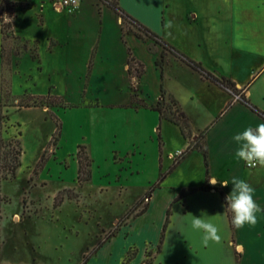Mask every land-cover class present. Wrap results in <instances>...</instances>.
<instances>
[{
    "label": "rangeland",
    "instance_id": "obj_1",
    "mask_svg": "<svg viewBox=\"0 0 264 264\" xmlns=\"http://www.w3.org/2000/svg\"><path fill=\"white\" fill-rule=\"evenodd\" d=\"M46 1L47 4L42 8L40 0H29V7L24 9L15 8L13 30L17 38L4 43L8 64L0 60L1 84H6L11 92L6 105L16 103L23 93L46 95L51 88L52 93L61 96L65 103L77 104L80 101V82L66 77L67 51L62 53L58 48L52 53L49 51L52 39L62 38L72 42L69 36L71 32L62 27L68 22L69 14L75 11L62 9L63 13H57L54 2L59 0ZM17 2L23 4L26 0ZM123 24V33L133 31L131 24L125 21ZM71 48L72 52L81 54L74 43ZM36 52L38 57L33 60L31 54ZM256 75L257 72L253 77ZM155 77L149 70L146 75L149 92L156 90L157 84L158 88L160 86L159 75ZM161 79L162 84H177L172 79L166 80L164 76ZM123 86L95 84L93 93L100 104L119 105L128 100ZM133 87L136 89L135 84ZM86 94L85 98H88V91ZM34 108L40 109L7 108L10 122L14 126L19 125L11 129V133H22L23 155L15 178L1 184L4 202L0 221V264H89L90 261L95 264H122L128 246L134 245L143 252L146 243L159 239L160 230L154 228L159 217L158 209H155L150 220V224L154 223L152 227L145 226L149 219L136 221L127 229V237L126 233L121 232L104 251L99 254L98 250L95 251L108 234L123 225L125 215L137 202L140 205L136 212L148 203L145 194L158 176L156 157L160 135V129L158 133L151 128L154 122L152 116L147 113L138 116L117 114L99 121L85 113L55 111L57 107ZM41 108H46L45 112ZM53 115L59 118L62 127L57 149L53 145L47 148L49 141L55 139L52 136L55 131ZM99 123L101 127L108 126L113 134L101 139L95 128ZM132 139L136 143L134 148H131ZM78 145H85L96 160L93 178L82 185L76 182L77 167L72 160ZM44 150H47L45 158L48 161L37 170ZM165 156L163 160H166ZM193 164L191 180L187 181L188 175L181 172L170 177L166 184H170V187L187 183L198 185L202 181H198L199 175H196L200 162L195 161ZM236 175L240 177L239 173ZM246 176L249 184L244 194L233 186V181L222 185L231 198L241 203V206L234 208L233 216L236 222L241 223L238 236H243L242 250L236 249V243L231 242V236L236 234H233L229 225L226 226L228 220L222 208L219 209L214 231L209 230L211 235L200 228V232L206 233L203 236H218L219 242L208 246L206 250L201 247L195 249V253L191 254L184 249H176L172 253L169 250L163 258L165 262L264 264V233L254 228L260 221L264 222V215L255 216L249 210L250 203L263 204V201L255 197L256 176L251 175L249 170ZM263 180L264 176L260 185ZM56 198L63 200L58 207H54ZM204 200L212 202L210 197ZM15 217L18 219L15 220ZM172 246L175 247L171 244L170 248ZM145 248L149 257L147 259L145 253L141 264L145 260H148V264H154L156 248L150 249L149 245ZM141 256L136 258V264L140 263Z\"/></svg>",
    "mask_w": 264,
    "mask_h": 264
},
{
    "label": "crops",
    "instance_id": "obj_2",
    "mask_svg": "<svg viewBox=\"0 0 264 264\" xmlns=\"http://www.w3.org/2000/svg\"><path fill=\"white\" fill-rule=\"evenodd\" d=\"M116 1L126 15L156 34L161 41L172 46L190 60L199 63L205 71L212 73L215 77H225L234 83L238 90H242L241 92L250 104L264 113V0ZM78 2V8L74 14H69L68 22L62 28L71 32L72 35H69L71 41L81 54L72 52L73 43L62 38L61 40L52 39L49 42V51L52 53L57 48L62 53L67 51L69 58L65 69L66 77L77 79L80 82L82 87L80 101L77 104H71L78 106L73 109L52 108L63 113L66 111L85 113L99 121L117 114L138 116L147 113L154 119L151 128L159 133V129H156L159 123L158 114L143 107L135 109L131 105L130 84H135L138 99L142 100L146 106H154L160 100L158 84L156 90L149 92L146 75L150 70L154 76L159 75V85L164 86L166 93L177 101L179 108L186 114L192 140L204 134L199 144L207 151L208 183L211 187V189H204L207 183L202 150L190 151L167 174L160 188L148 197L145 213L129 221L128 225L122 227L98 249L97 253L109 247L121 232L126 233L127 237V229H130L131 224L136 221L149 219L145 226L152 227L154 223L150 224V220H152L155 209H158L159 217L154 228L160 230V235L167 211L170 215L161 249L153 256L154 264H179V261L168 263L163 260L169 250L172 253L176 249H184L188 254L195 253L194 250L200 247L206 250L208 246L219 242L218 236L211 238L207 235L203 236L206 233L211 235L210 229L214 231L219 209L223 208L225 218L228 220L220 192L224 194L229 203L234 204V208L241 206V203L230 197L228 191L223 190L222 185L233 181V186L244 194L249 184L246 176L248 170L251 175L256 176L255 197L263 201V204L250 203L249 210L255 216L264 215V186H262L264 180L260 185L261 178L264 176V119L238 102L236 97L233 98L229 93L205 80L199 73L164 51L162 46L153 40L147 37H137L135 28L132 32L123 33V19L102 2L98 0H78ZM40 4L42 8L47 1L40 0ZM56 12L63 13V10ZM128 49L135 60L144 66V73L140 79H130L128 75ZM156 61H161V65L157 66ZM89 65L90 73L87 76ZM255 72L257 75L253 77ZM163 76L165 79L176 81L177 84H162ZM95 84H124L123 88L128 100L119 105L104 102L100 104L95 98L96 94L93 93ZM48 91L51 94L54 93H52V88ZM87 91L90 95L85 98ZM96 100L98 106H94L95 103L91 104ZM231 101H233L231 107L216 120ZM41 109L44 112L46 110V108ZM99 124L95 128L101 139L113 134L108 126L102 125L101 127V123ZM159 125L162 158L160 170L158 152L156 157L158 176L160 172L169 170L176 154L183 152L189 144L174 124L162 120ZM136 129L137 126L134 131ZM131 144V148H134L136 144L134 139ZM252 147L259 148L262 157L259 166L250 170L244 167L243 161L246 151ZM87 152L93 161L91 168L93 178L96 160L90 151ZM164 155H166V160H163ZM72 157L77 167V161L74 156ZM195 161L200 162L199 172L196 175H199L198 181H202L198 185L187 183L170 187V184H166L170 177L180 175L181 172L183 175H188L187 181L191 180ZM235 172L240 174L239 178ZM181 193L186 194L182 199L177 200ZM206 197H210L212 202H206L204 200ZM235 224L234 230H231L229 226L233 234H236V236H231V242L236 243V249L242 250L243 236L241 234L238 236L241 223L235 220ZM228 225L229 222L226 223V226ZM200 228L206 233L200 232ZM254 228L255 231L264 233V222L260 221ZM159 240L160 236L159 239L150 241L145 246L149 245L150 249L156 248ZM171 244L175 247L170 248ZM131 246H128V249ZM145 246L143 252L137 248V256L130 264H136V258L141 255L139 264L142 263L145 259ZM89 264L95 263L90 261Z\"/></svg>",
    "mask_w": 264,
    "mask_h": 264
},
{
    "label": "trees",
    "instance_id": "obj_3",
    "mask_svg": "<svg viewBox=\"0 0 264 264\" xmlns=\"http://www.w3.org/2000/svg\"><path fill=\"white\" fill-rule=\"evenodd\" d=\"M29 0H26V2L19 3L16 0H0V34H1V45H0V58L1 61H4V63L8 64V58L4 55V43L12 38H17V36L14 33L13 30V22L16 18L15 8L21 7L26 8L29 6L28 3ZM105 4L108 8L114 11L120 18H122L125 22H128L133 26V28L136 29L135 35L139 38L147 37L151 40H153L155 43L162 46L164 51H167L170 53L173 57L180 60L187 66H189L192 70L199 73L205 80L217 85L224 91L230 94L233 98L238 97L236 100L246 107H248L251 111L256 113L258 116L264 119V113L257 109L256 107L252 106L250 102L246 99L244 94L241 92L242 90H238L234 83H232L230 80L226 78H217L211 73L205 71L202 66L199 63H196L183 54H181L178 50L173 48L172 46L168 45L167 43L161 41L156 34L151 32L149 29L145 28L138 22H136L134 19H132L130 16L126 15L118 6V3L116 0H98ZM31 57L33 60H36L38 55L36 53H32ZM128 75L130 76V79H140V77L144 73V66L143 64L139 63L135 60V58L132 56L130 50L128 49ZM156 65L160 66L161 61H156ZM90 65L88 67V73L87 76L90 73ZM130 90L132 92L131 95V105L137 109L140 107L149 109L151 111H154L158 114L159 122L162 120L168 121L175 126L178 127L181 136L184 140L189 141V144L187 148L181 152L177 157L174 158L173 163L169 170L167 172H160L157 180L150 185L148 191L145 194V198H148L156 189L160 188L162 182L164 181L165 177L168 173H170L177 164L184 159V157L193 150H202L203 154V160L204 165L206 168V186L204 189H211L208 180H209V174H208V162H207V151L204 149L199 142L204 138V134H200L195 140H192V134L191 129L189 125L188 118L186 114L179 108L177 101L169 94L166 93V91L163 89L162 85H160V100L157 101V103L154 106H146L142 100L138 99V91L137 89H134L133 84L129 85ZM11 98V92L10 89L6 86V84H1L0 86V189L1 184L5 181L14 179L16 176L17 171L21 167V157L23 155V149L21 144V131H17L15 134L11 133V129L14 127H19V125L14 126L10 122V117L8 115L7 108L10 107H16L18 109H25V108H34V107H57L61 109H73L78 106L66 104L64 103L63 99L59 96L51 94L50 91L46 93V95H31L26 93H23L18 100H16V103H13L11 105H6V100ZM24 100V101H23ZM30 101H32L30 103ZM232 102H229L224 110L221 112V114L216 118L218 120L223 113H225L232 105ZM94 106H98L97 100L94 104ZM54 119L55 124V131L52 136L55 137L52 141H49L47 148L50 146H54L57 149L59 136L61 132V122L57 116H52ZM160 129V125L159 128ZM158 152H159V168L161 170V158H162V144H161V136H158ZM47 150H44L42 153L39 162L37 163V170L43 168L45 164L47 163L48 159L45 158ZM75 159L77 161V173H76V182L78 185H82L85 183H88L92 179V159L89 157L87 149L84 145H78L77 151L75 153ZM114 161H116L115 158H113ZM36 170V173H37ZM186 193H181L177 200L182 199L185 196ZM220 195L222 197V200L224 202V205L226 207L227 211V218L229 222V226L231 230H234L236 224L235 219L233 216L234 213V204L229 203V201L226 199L224 194L220 192ZM62 198H56L54 202V207H58L62 203ZM3 198L1 197V191H0V221H1V206L3 204ZM140 203L137 202L133 208H131L128 213L125 215L123 220V225H121L114 233L108 234V236L99 243L98 247L95 251L100 249L106 242H108L118 231L122 228L128 225L129 221L132 219H135L139 216H141L143 213H145L147 209V205L144 206L139 212H136ZM169 211H167L165 223L163 225L160 240L156 247V253H158L161 249L162 240L164 237L165 228L169 221ZM138 249L136 246H131L127 250L124 260L122 264H130L131 261L137 256ZM149 253H146V258L148 259ZM148 260H145L143 264H148Z\"/></svg>",
    "mask_w": 264,
    "mask_h": 264
},
{
    "label": "built area",
    "instance_id": "obj_4",
    "mask_svg": "<svg viewBox=\"0 0 264 264\" xmlns=\"http://www.w3.org/2000/svg\"><path fill=\"white\" fill-rule=\"evenodd\" d=\"M78 0H59L54 2V7L57 9H65L67 12H74L78 8ZM238 97H236L237 99ZM180 153H177V157ZM262 157V152L259 148H249L244 156V167L246 169H255L259 166Z\"/></svg>",
    "mask_w": 264,
    "mask_h": 264
},
{
    "label": "bare ground",
    "instance_id": "obj_5",
    "mask_svg": "<svg viewBox=\"0 0 264 264\" xmlns=\"http://www.w3.org/2000/svg\"><path fill=\"white\" fill-rule=\"evenodd\" d=\"M58 10H62V9H58ZM18 218L17 217H15V220H17Z\"/></svg>",
    "mask_w": 264,
    "mask_h": 264
}]
</instances>
